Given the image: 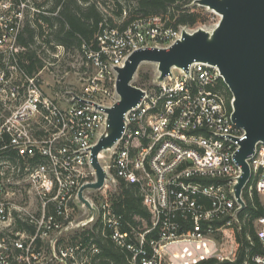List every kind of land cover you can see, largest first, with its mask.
Masks as SVG:
<instances>
[{"label": "built area", "instance_id": "built-area-1", "mask_svg": "<svg viewBox=\"0 0 264 264\" xmlns=\"http://www.w3.org/2000/svg\"><path fill=\"white\" fill-rule=\"evenodd\" d=\"M40 12L32 0H0V264H99L95 234L124 252L126 264L232 260L234 230L255 192L263 213L253 225L263 252L253 259L264 264V142L245 159L240 203L235 153L245 131L231 118L233 98L218 87L225 84L218 67L207 62L171 67L162 80L156 64L154 83L136 85L143 95L124 113L120 137L102 150L109 155L102 187L135 184L149 221L123 229L111 204L86 197L92 211L78 198L95 176L90 149L106 130V108L119 98L116 67L134 50L168 48L197 29L166 25L160 15L104 29L98 49L83 46L88 68L79 92L63 100L43 88L47 62L29 73L21 60L19 36Z\"/></svg>", "mask_w": 264, "mask_h": 264}, {"label": "water", "instance_id": "water-1", "mask_svg": "<svg viewBox=\"0 0 264 264\" xmlns=\"http://www.w3.org/2000/svg\"><path fill=\"white\" fill-rule=\"evenodd\" d=\"M220 15L210 31L198 28L192 33L182 32L168 48H142L134 50L121 67H116L118 100L106 108L108 114L105 132L91 147V165L95 180L84 183L78 190L79 200L94 211L83 195L86 189L103 186L106 172L99 161V153L110 148L120 137L124 113L135 106L143 91L132 83L138 65L143 61L157 64V80L170 74L171 67L187 70L194 61L207 62L218 67L232 101L231 118L243 128L245 137L235 153L242 174L235 185V196L240 203V190L249 176L246 157L254 145L264 142V0H195Z\"/></svg>", "mask_w": 264, "mask_h": 264}, {"label": "trees", "instance_id": "trees-1", "mask_svg": "<svg viewBox=\"0 0 264 264\" xmlns=\"http://www.w3.org/2000/svg\"><path fill=\"white\" fill-rule=\"evenodd\" d=\"M135 11L123 22L126 26L138 17L160 15L166 25L177 27L187 25L193 27L206 22L207 14L201 6H190L191 0H136ZM182 2V5L179 4ZM52 6L47 10L39 3L41 12L34 19L33 24L26 23L18 42L24 48L21 60L27 71L33 73L44 66V60L36 49L31 46L37 41H42L53 50L55 46L63 48H77L83 52L86 49H98L97 36L104 29L122 28L107 25L105 17L100 12L98 4L90 0H53ZM141 12L142 15L138 16ZM85 46V48L83 47ZM137 85V84H135ZM223 86V87H222ZM224 93L231 97L226 85ZM119 191L114 194L109 203L113 211L121 217L122 228L140 227L142 221L148 222L150 215L142 203L137 186L133 183L119 181ZM263 209L258 201L256 192L252 198L247 199V205L240 213L247 214L242 222L240 230H234V241L236 244L235 255L232 260L216 258L203 259L195 264H257L253 257L263 252L253 225V220L262 215ZM97 242L101 247L99 264H126L125 254L117 249L108 239H101L95 234Z\"/></svg>", "mask_w": 264, "mask_h": 264}, {"label": "rangeland", "instance_id": "rangeland-1", "mask_svg": "<svg viewBox=\"0 0 264 264\" xmlns=\"http://www.w3.org/2000/svg\"><path fill=\"white\" fill-rule=\"evenodd\" d=\"M36 3H41L44 9L52 6L53 0H32ZM98 4L100 12L105 17L107 25L122 27L123 22L135 11L136 0H90ZM182 5V2H179ZM190 6H200L195 1L191 0ZM207 14L208 19L205 23L195 25L193 29L204 28L205 30H212L218 21L220 15L212 9L201 6ZM142 15L141 12L138 16ZM36 49L46 63L41 73V80L43 88L46 92L52 93L60 99L68 98L70 92H79L82 77L87 73L88 68L86 55L77 48L65 49L61 45L55 46V49L48 47L41 39L31 46ZM156 64L149 61L141 62L134 74L132 83L140 87L146 88L151 86L156 79ZM109 155L107 151H102L99 154V161L101 164L108 163ZM90 181L95 179L94 175H90ZM119 191V185H110L108 187H101L98 189H86L83 195L91 199L95 206H99L102 202L109 203L110 198ZM110 204V203H109ZM87 212L81 209L79 218H84ZM225 237V236H224ZM222 237L223 249L228 251L231 242Z\"/></svg>", "mask_w": 264, "mask_h": 264}]
</instances>
